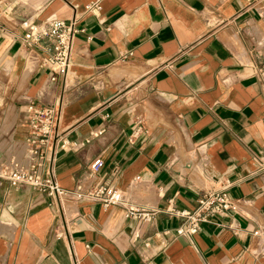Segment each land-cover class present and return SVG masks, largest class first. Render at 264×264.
Listing matches in <instances>:
<instances>
[{
  "label": "crops",
  "instance_id": "1",
  "mask_svg": "<svg viewBox=\"0 0 264 264\" xmlns=\"http://www.w3.org/2000/svg\"><path fill=\"white\" fill-rule=\"evenodd\" d=\"M14 1H0V160L25 138V100L62 98L60 130L82 146L43 176L67 192L101 184L155 216L0 182V264H264V0ZM73 18L68 76L51 83L19 38ZM219 191L236 212L176 238L168 211Z\"/></svg>",
  "mask_w": 264,
  "mask_h": 264
},
{
  "label": "built area",
  "instance_id": "2",
  "mask_svg": "<svg viewBox=\"0 0 264 264\" xmlns=\"http://www.w3.org/2000/svg\"><path fill=\"white\" fill-rule=\"evenodd\" d=\"M25 2L26 0H15L14 4ZM87 10L98 11V4L88 6ZM76 25L75 18L69 21L29 23L19 38L27 52L40 55V67L48 70L51 83L59 79L65 82L68 76L73 41L78 32ZM130 56H124L120 61L127 62ZM62 109V98L57 103H46L35 98L25 100L22 108L25 138L23 141L14 142L13 154L10 157L0 160V182H5L10 187L29 188L38 193H45L57 200L69 196L76 201L100 203L103 208L122 207L125 210V219L151 223L155 212L132 206L117 190L98 184L87 190L77 187L74 192H67L57 185L52 176H43L46 165L51 164L59 153L76 151L82 146L67 140L65 133L60 130ZM102 167L103 162L100 159L93 160L88 167L89 174L95 177ZM235 212V202L229 199L225 191H219L201 195L191 210H170L168 214L180 220L179 226L174 230V236L190 240L200 231L201 226L209 223L213 217ZM253 235L257 236L258 231L253 232Z\"/></svg>",
  "mask_w": 264,
  "mask_h": 264
},
{
  "label": "rangeland",
  "instance_id": "3",
  "mask_svg": "<svg viewBox=\"0 0 264 264\" xmlns=\"http://www.w3.org/2000/svg\"><path fill=\"white\" fill-rule=\"evenodd\" d=\"M5 102H6V98H5V94H3V91L1 90L0 88V112L1 110L4 108L5 106ZM63 203V201H62ZM64 206H66L68 209H67V212L70 213V211L72 210V207H70L68 205V203H63Z\"/></svg>",
  "mask_w": 264,
  "mask_h": 264
}]
</instances>
